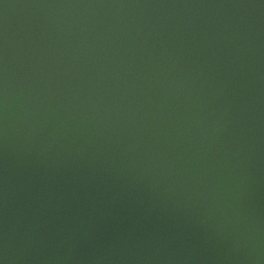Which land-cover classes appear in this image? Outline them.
I'll use <instances>...</instances> for the list:
<instances>
[{"label": "water", "instance_id": "obj_1", "mask_svg": "<svg viewBox=\"0 0 264 264\" xmlns=\"http://www.w3.org/2000/svg\"><path fill=\"white\" fill-rule=\"evenodd\" d=\"M0 264H264V0H0Z\"/></svg>", "mask_w": 264, "mask_h": 264}]
</instances>
